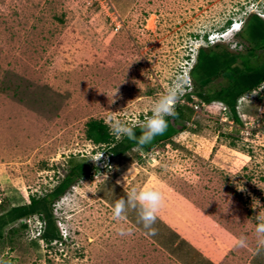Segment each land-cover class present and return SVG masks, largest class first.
I'll use <instances>...</instances> for the list:
<instances>
[{"label": "rangeland", "instance_id": "374dc122", "mask_svg": "<svg viewBox=\"0 0 264 264\" xmlns=\"http://www.w3.org/2000/svg\"><path fill=\"white\" fill-rule=\"evenodd\" d=\"M250 14L264 18V0H0V214L90 167L50 205L66 240L34 238L35 219H20L3 230L0 264H264V81L237 102L235 122L194 95L232 74L197 85L190 75L199 50L246 53ZM254 55L263 61L264 47ZM172 85L174 108L193 112L169 139L116 156L87 138L91 120L143 125ZM145 188L163 196L156 235L134 210L114 217L117 200Z\"/></svg>", "mask_w": 264, "mask_h": 264}, {"label": "trees", "instance_id": "16d2710c", "mask_svg": "<svg viewBox=\"0 0 264 264\" xmlns=\"http://www.w3.org/2000/svg\"><path fill=\"white\" fill-rule=\"evenodd\" d=\"M244 33L250 44L246 53L232 54L219 44H215L207 52L199 50L196 63L190 69V75L196 85L220 74H232L228 84L220 90L212 94L202 90L195 92L194 95L203 103L219 101L224 104L231 112V117L235 122H239L236 112L237 102L243 95L254 91L264 81V60L260 63L252 62L255 50L264 47V18L250 14L244 23ZM185 98L191 99L189 94L185 95ZM190 107L177 105L174 108L175 115L165 116L167 128L163 134L157 135L146 145L138 143L142 134V125L133 127L137 139L132 140L125 136L117 141L102 121L91 120L87 123L86 136L96 145H105L110 149V153L116 156H122L134 146H140L143 150H147L158 141L167 140L176 132L183 130L192 116L193 110ZM89 171L88 165H76L46 196L32 197L28 204L11 207L0 214V237L7 225L32 215L41 214L45 222L42 238L46 241L58 239L60 235L52 219L50 205L74 181ZM23 227H26V224H23ZM33 243L38 245V241H33Z\"/></svg>", "mask_w": 264, "mask_h": 264}, {"label": "clouds", "instance_id": "9594fccd", "mask_svg": "<svg viewBox=\"0 0 264 264\" xmlns=\"http://www.w3.org/2000/svg\"><path fill=\"white\" fill-rule=\"evenodd\" d=\"M231 30H234V33L238 32L240 30L239 24H232L224 33L220 34L219 37L223 38V35H228ZM213 36L216 37L215 35L208 36L207 41H211V39L214 38ZM179 91L180 89L178 87L172 85L159 99L153 102L151 105L152 115L147 119L146 123L142 125V134L138 139L140 145L150 143L157 135L163 134L166 130L167 122L165 116L175 115L174 106L178 100ZM110 131L117 137L126 136L132 140L137 139L134 128L119 120L111 124ZM117 183H119V181H117ZM162 204L163 196L160 191L152 188H145L143 190L133 189L126 199H119L116 201L114 205V217L120 219L125 216L129 210H134L137 212L138 222L143 224V227L147 230V234L156 235V229L152 226L156 223L157 212ZM59 235L66 240V236L62 234V232L61 234L59 232ZM256 236L257 247L255 249V254H260L264 252V222L257 226ZM60 237L58 239H60ZM41 239L43 238L41 237ZM246 244L247 242L244 239H238L236 241V246L238 247H244Z\"/></svg>", "mask_w": 264, "mask_h": 264}, {"label": "built area", "instance_id": "2783aa9c", "mask_svg": "<svg viewBox=\"0 0 264 264\" xmlns=\"http://www.w3.org/2000/svg\"><path fill=\"white\" fill-rule=\"evenodd\" d=\"M31 218L35 219L34 222L35 224L37 225V232H36V236L34 238H40L41 240V237H42V233H43V229H44V226H45V222L44 220H41L40 216H32ZM30 217L24 219V223L27 225L31 222V219ZM33 222V221H32ZM54 241H57V240H54Z\"/></svg>", "mask_w": 264, "mask_h": 264}, {"label": "bare ground", "instance_id": "6f19581e", "mask_svg": "<svg viewBox=\"0 0 264 264\" xmlns=\"http://www.w3.org/2000/svg\"><path fill=\"white\" fill-rule=\"evenodd\" d=\"M232 32H234V30H231L229 33H232ZM127 173H128V171L125 172L122 176L117 177V181H119V183H122L124 181V179L126 178Z\"/></svg>", "mask_w": 264, "mask_h": 264}, {"label": "crops", "instance_id": "0c3cea01", "mask_svg": "<svg viewBox=\"0 0 264 264\" xmlns=\"http://www.w3.org/2000/svg\"><path fill=\"white\" fill-rule=\"evenodd\" d=\"M192 247H193V246H189V248L192 249V251L195 250V249L192 248ZM202 259H203V258H202ZM182 260H183V259H181V261H182ZM181 263H182V264H190L188 261H182ZM205 263H206V264H210L209 262H205ZM205 263H204V264H205Z\"/></svg>", "mask_w": 264, "mask_h": 264}]
</instances>
